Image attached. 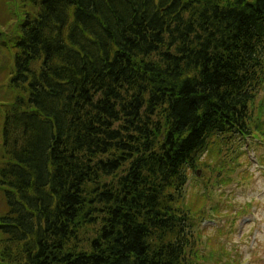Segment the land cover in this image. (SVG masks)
<instances>
[{"label": "trees", "instance_id": "16d2710c", "mask_svg": "<svg viewBox=\"0 0 264 264\" xmlns=\"http://www.w3.org/2000/svg\"><path fill=\"white\" fill-rule=\"evenodd\" d=\"M1 6L0 264H188L189 173L258 130L264 0Z\"/></svg>", "mask_w": 264, "mask_h": 264}, {"label": "rangeland", "instance_id": "374dc122", "mask_svg": "<svg viewBox=\"0 0 264 264\" xmlns=\"http://www.w3.org/2000/svg\"><path fill=\"white\" fill-rule=\"evenodd\" d=\"M8 14L0 8L4 15L0 23ZM9 20L6 28L12 25ZM3 26L0 35L6 32ZM7 38L0 37V69L14 56L9 45L2 46ZM8 80L0 81V105L14 96ZM254 107L258 128L254 139L236 145L213 140L199 166L189 173L185 194L197 212L191 215L199 234L192 240L188 264H264V92ZM4 207L0 192V214Z\"/></svg>", "mask_w": 264, "mask_h": 264}]
</instances>
